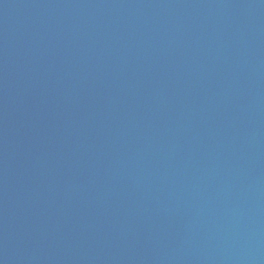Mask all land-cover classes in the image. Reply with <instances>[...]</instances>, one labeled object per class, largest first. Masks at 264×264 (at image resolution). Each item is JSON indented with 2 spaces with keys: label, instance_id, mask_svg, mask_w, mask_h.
Returning a JSON list of instances; mask_svg holds the SVG:
<instances>
[{
  "label": "water",
  "instance_id": "95a60500",
  "mask_svg": "<svg viewBox=\"0 0 264 264\" xmlns=\"http://www.w3.org/2000/svg\"><path fill=\"white\" fill-rule=\"evenodd\" d=\"M0 264H264V0H0Z\"/></svg>",
  "mask_w": 264,
  "mask_h": 264
}]
</instances>
